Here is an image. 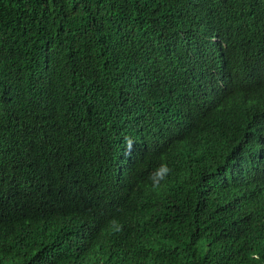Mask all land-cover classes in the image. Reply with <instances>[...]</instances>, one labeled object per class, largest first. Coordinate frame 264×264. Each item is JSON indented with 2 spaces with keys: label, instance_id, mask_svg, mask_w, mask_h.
Segmentation results:
<instances>
[{
  "label": "trees",
  "instance_id": "obj_1",
  "mask_svg": "<svg viewBox=\"0 0 264 264\" xmlns=\"http://www.w3.org/2000/svg\"><path fill=\"white\" fill-rule=\"evenodd\" d=\"M0 264H264V0H0Z\"/></svg>",
  "mask_w": 264,
  "mask_h": 264
},
{
  "label": "clouds",
  "instance_id": "obj_2",
  "mask_svg": "<svg viewBox=\"0 0 264 264\" xmlns=\"http://www.w3.org/2000/svg\"><path fill=\"white\" fill-rule=\"evenodd\" d=\"M135 141L131 137H125V154L130 155L131 150L133 148ZM173 174V169L169 166L166 162L165 157H161V163L158 167H156L148 177L150 182V186L153 190H160L166 186V182L168 181L169 177ZM108 230L112 231L113 233H118L122 231L123 224L120 222L118 218H113L108 222ZM248 260L252 261H259L260 255L258 252L253 251L249 254Z\"/></svg>",
  "mask_w": 264,
  "mask_h": 264
}]
</instances>
